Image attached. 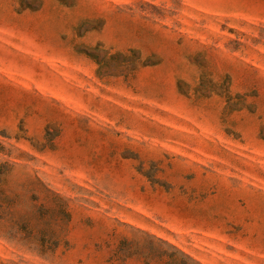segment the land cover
Instances as JSON below:
<instances>
[{
    "label": "rangeland",
    "instance_id": "rangeland-1",
    "mask_svg": "<svg viewBox=\"0 0 264 264\" xmlns=\"http://www.w3.org/2000/svg\"><path fill=\"white\" fill-rule=\"evenodd\" d=\"M0 264H264V0H0Z\"/></svg>",
    "mask_w": 264,
    "mask_h": 264
}]
</instances>
